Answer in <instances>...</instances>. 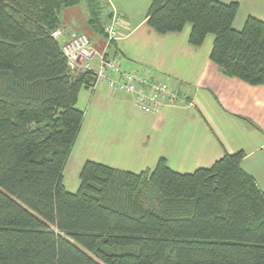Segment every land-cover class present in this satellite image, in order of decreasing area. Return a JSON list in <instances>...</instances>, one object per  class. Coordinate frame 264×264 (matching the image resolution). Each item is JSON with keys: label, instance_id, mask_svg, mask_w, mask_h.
Instances as JSON below:
<instances>
[{"label": "trees", "instance_id": "obj_1", "mask_svg": "<svg viewBox=\"0 0 264 264\" xmlns=\"http://www.w3.org/2000/svg\"><path fill=\"white\" fill-rule=\"evenodd\" d=\"M81 1L0 0V264H264V192L241 170V151L191 174L162 158L140 174L87 161L77 192L65 190L78 94L95 76L72 73L52 33ZM85 1L106 41L99 0ZM237 11L151 0L146 18L159 35L190 24L193 47L212 35L209 59L225 77L264 86V22L248 17L235 31Z\"/></svg>", "mask_w": 264, "mask_h": 264}, {"label": "crops", "instance_id": "obj_2", "mask_svg": "<svg viewBox=\"0 0 264 264\" xmlns=\"http://www.w3.org/2000/svg\"><path fill=\"white\" fill-rule=\"evenodd\" d=\"M215 1L238 5L235 31L243 29L248 17L264 22V0ZM85 2L62 9L60 26L52 33L61 46L76 35L89 39L94 54L79 58L72 73L95 70L106 53L126 72L163 80L176 99L150 115L134 105L133 96L114 94L105 84L80 90L76 107L83 121L63 169L65 190L77 192L87 161L140 174L152 171L162 158L171 171L191 174L241 151V170L264 192V86L225 77L209 59L214 37L191 46L190 24L180 33L157 34L147 25L151 0H99L105 27L114 15L122 22L109 48L89 27Z\"/></svg>", "mask_w": 264, "mask_h": 264}, {"label": "built area", "instance_id": "obj_3", "mask_svg": "<svg viewBox=\"0 0 264 264\" xmlns=\"http://www.w3.org/2000/svg\"><path fill=\"white\" fill-rule=\"evenodd\" d=\"M122 25L121 19L114 15L104 29L106 42L117 39ZM70 70L75 68L79 58L88 59L93 54L89 39L83 35L73 36L61 46ZM106 53L99 58L98 67L92 70L95 76L94 89L99 84H105L114 93H124L133 96L134 105L145 114H156L166 103L176 99V94L159 78H150L140 71L126 72L121 65Z\"/></svg>", "mask_w": 264, "mask_h": 264}, {"label": "rangeland", "instance_id": "obj_4", "mask_svg": "<svg viewBox=\"0 0 264 264\" xmlns=\"http://www.w3.org/2000/svg\"><path fill=\"white\" fill-rule=\"evenodd\" d=\"M66 179H67V175H66V177H65Z\"/></svg>", "mask_w": 264, "mask_h": 264}]
</instances>
